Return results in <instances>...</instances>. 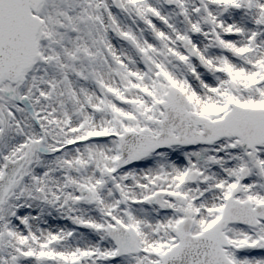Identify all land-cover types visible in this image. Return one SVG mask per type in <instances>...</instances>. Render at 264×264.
Listing matches in <instances>:
<instances>
[{"label":"snow or ice","instance_id":"6c2138e0","mask_svg":"<svg viewBox=\"0 0 264 264\" xmlns=\"http://www.w3.org/2000/svg\"><path fill=\"white\" fill-rule=\"evenodd\" d=\"M0 264H264V0H0Z\"/></svg>","mask_w":264,"mask_h":264}]
</instances>
